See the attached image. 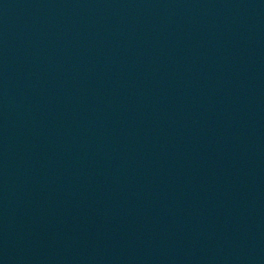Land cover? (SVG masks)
<instances>
[{"label":"water","instance_id":"95a60500","mask_svg":"<svg viewBox=\"0 0 264 264\" xmlns=\"http://www.w3.org/2000/svg\"><path fill=\"white\" fill-rule=\"evenodd\" d=\"M0 264H264V0H0Z\"/></svg>","mask_w":264,"mask_h":264}]
</instances>
